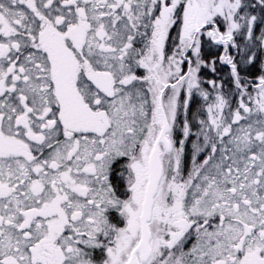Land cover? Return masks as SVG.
Here are the masks:
<instances>
[{"label": "snow or ice", "instance_id": "obj_1", "mask_svg": "<svg viewBox=\"0 0 264 264\" xmlns=\"http://www.w3.org/2000/svg\"><path fill=\"white\" fill-rule=\"evenodd\" d=\"M0 264H264V0H0Z\"/></svg>", "mask_w": 264, "mask_h": 264}]
</instances>
